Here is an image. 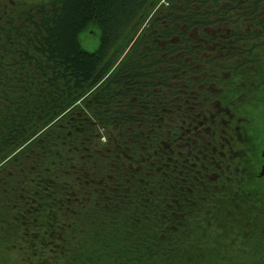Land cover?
Wrapping results in <instances>:
<instances>
[{"label": "trees", "instance_id": "1", "mask_svg": "<svg viewBox=\"0 0 264 264\" xmlns=\"http://www.w3.org/2000/svg\"><path fill=\"white\" fill-rule=\"evenodd\" d=\"M158 2L0 1V264H264V0Z\"/></svg>", "mask_w": 264, "mask_h": 264}, {"label": "rangeland", "instance_id": "2", "mask_svg": "<svg viewBox=\"0 0 264 264\" xmlns=\"http://www.w3.org/2000/svg\"><path fill=\"white\" fill-rule=\"evenodd\" d=\"M1 1V0H0ZM7 1V0H3ZM30 1V0H28ZM158 5L160 3H163L165 0H158ZM79 41L81 46L88 50L93 51L98 43V30L93 25L86 28L84 32H82L79 36ZM260 106V105H259ZM264 106H260L259 108L251 109V115H252V122L250 123V134L252 136V141L256 143V152L251 151V159H252V169L258 170L260 169V166L262 164V159H260V150L263 146V140H264ZM254 152V153H253ZM1 252V251H0Z\"/></svg>", "mask_w": 264, "mask_h": 264}, {"label": "water", "instance_id": "3", "mask_svg": "<svg viewBox=\"0 0 264 264\" xmlns=\"http://www.w3.org/2000/svg\"><path fill=\"white\" fill-rule=\"evenodd\" d=\"M263 118H264V114H263ZM260 155L262 157V164L260 166L258 176L262 179V187L264 190V142H263V147H262Z\"/></svg>", "mask_w": 264, "mask_h": 264}]
</instances>
